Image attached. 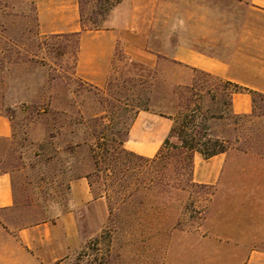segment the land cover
Instances as JSON below:
<instances>
[{"label": "rangeland", "instance_id": "1", "mask_svg": "<svg viewBox=\"0 0 264 264\" xmlns=\"http://www.w3.org/2000/svg\"><path fill=\"white\" fill-rule=\"evenodd\" d=\"M124 1L80 0L84 25L107 27ZM75 44V38L40 33L33 0H0V114L12 126L10 137L0 136V173L8 169L17 203L5 218L22 225L59 217L73 209L72 181L90 173L91 189L105 197L108 217L61 264H174L179 252L172 232L192 230L202 222L212 188L197 183L186 190L149 185L143 172L154 164L137 158L129 183L108 186L105 164L95 170L83 142L97 140L94 135L102 132L114 144L115 132L128 130L139 105L171 114L173 125L189 103L199 105L198 120L206 124L207 133L226 139L230 150L246 153V163L257 164L264 162V98L257 99L250 113L237 114L224 80L173 64L161 69L144 65L130 59L121 45L107 82L97 86L77 74ZM192 84L195 89L188 87ZM124 146L129 150L126 142ZM82 227L89 235L88 222Z\"/></svg>", "mask_w": 264, "mask_h": 264}, {"label": "crops", "instance_id": "2", "mask_svg": "<svg viewBox=\"0 0 264 264\" xmlns=\"http://www.w3.org/2000/svg\"><path fill=\"white\" fill-rule=\"evenodd\" d=\"M33 1L41 34L80 32L76 72L97 86L107 82L121 45L144 65L173 64L264 93V0H125L107 27L94 30L83 27L80 0ZM232 109L250 113L251 93H233ZM171 127V118L141 110L126 147L154 157ZM11 135L0 115V136ZM245 157L230 149L210 158L194 153L192 180L213 195L197 227L172 232L174 264H264V162L259 167ZM71 193L72 210L16 225L5 218L17 207L12 178L0 173V264H61L79 250L109 209L86 177L72 181Z\"/></svg>", "mask_w": 264, "mask_h": 264}, {"label": "trees", "instance_id": "3", "mask_svg": "<svg viewBox=\"0 0 264 264\" xmlns=\"http://www.w3.org/2000/svg\"><path fill=\"white\" fill-rule=\"evenodd\" d=\"M82 23L85 29H90L84 25L83 19ZM47 37L56 39H76L74 49L76 68L77 57L80 48V32L49 34ZM34 57H37V54H34ZM225 84L226 86L231 87V96L233 93L237 92L251 93L253 97V108L256 106L257 99L259 97L264 98V93L249 89L237 83L225 81ZM188 87L195 89L193 84ZM174 94L176 95L178 92L175 91ZM38 103V108H40L38 115H41V110L44 108L42 107V103L40 101ZM141 106L142 105L138 106L139 111L149 110V108H141ZM185 108V112H178L174 117V124L171 127L170 133L165 138L162 146L154 157H144L133 151L127 150L124 146L128 139H125L122 136L123 134H129V129L139 111L129 124L128 130H124V132H115V135L118 138L114 144L106 142L105 136L101 135L102 132L94 135L97 139L95 141L89 142L88 139H85L83 144L89 146L90 158L93 165L95 166V170H101L100 164H105L104 178L106 182H109L108 186H114L116 184L121 185L124 180H127L129 183V178L135 176L134 173L136 169V165L132 163V160L137 158L143 160L147 164H154L153 166L149 167L148 170L143 172V178L148 180L147 183H149V185H153L155 187L163 186L166 188V190L173 186L181 190H186L189 186L195 184V182L192 180L194 165L193 156L195 152L201 153L204 158H210L216 154L229 150L226 139H221L218 136H213L211 133H207L208 127L206 124L203 121L198 120V112L200 111L199 105L192 107L191 104L187 103ZM159 114L167 116L165 112H159ZM168 117H172L171 114H169ZM75 146L82 147V143L77 142ZM11 157L13 158V162L18 160V157L15 156L14 153H11ZM171 169L175 174V179L177 181L175 185L171 184L170 182ZM5 172H8V169L5 170ZM85 177L88 178L90 186L92 187L94 183L92 180V175L88 173L85 175Z\"/></svg>", "mask_w": 264, "mask_h": 264}]
</instances>
